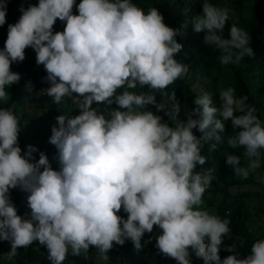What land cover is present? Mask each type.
<instances>
[{"label":"clouds","instance_id":"clouds-1","mask_svg":"<svg viewBox=\"0 0 264 264\" xmlns=\"http://www.w3.org/2000/svg\"><path fill=\"white\" fill-rule=\"evenodd\" d=\"M7 3L0 0V26L6 23ZM12 5L17 12L0 49V242L10 244L9 251H0V264H11L18 249L37 241L51 264H63L69 251L87 257L90 248L108 259L114 244L126 241L140 251L154 226L161 230L155 237L158 254L176 264H191L192 254L204 264H264V239L244 258H238L234 244L225 247L235 254L221 261L230 221L202 207L214 177L210 168L196 171L207 160L201 155L204 143L211 142L210 152L225 143L226 121L234 131L227 145L243 148L247 160L243 166L222 144L235 176L248 179L261 168L264 120L246 103L247 96L238 98L232 87L221 89L216 107L205 92L195 98L191 113L178 119L176 93L166 89L189 76V65L174 58L183 49L176 39L180 31L168 27L156 8L145 13L131 0H80L78 5L76 0H13ZM193 17L194 31L205 33V44L220 51L222 65L254 57L246 31L232 25L229 38L223 37L226 9L203 0ZM57 20L65 24L62 32L53 30ZM26 58L47 73L49 87L40 93L55 104L67 98L78 111L59 108L51 128L58 170L45 153L22 145L20 114L6 106L8 87L21 80L11 65ZM137 87L149 91H131ZM33 88L26 83L27 93ZM155 93L174 101L170 110L157 103ZM94 104L115 107L105 114ZM150 105L175 126L147 110ZM193 129L203 135L198 138ZM256 181L264 184V177L257 175ZM17 188L28 194L30 212L23 217L10 198Z\"/></svg>","mask_w":264,"mask_h":264},{"label":"trees","instance_id":"trees-1","mask_svg":"<svg viewBox=\"0 0 264 264\" xmlns=\"http://www.w3.org/2000/svg\"><path fill=\"white\" fill-rule=\"evenodd\" d=\"M13 0H8L7 3V15L6 23L0 26V49L4 47V43L7 39L8 25L11 24L12 18L17 12V8L12 5ZM221 2L223 6H226L232 13L239 12L245 8L246 0H209L210 3ZM252 8L249 14L241 15L237 21H234L233 16L228 14L229 19L226 22L223 30V37L229 38V32L232 25H236L240 29L246 31L250 36L249 46L253 48L254 57H245L238 65L229 64L227 66L222 65L219 62L220 51L215 48L214 45H206L204 42L205 33H197L193 28V21L191 19L198 11L202 10L203 0H131L132 3L143 9L145 13L151 8H156L160 14L163 13L164 23L170 25V22L175 21V28L179 29L180 35L176 37L177 42L183 45L181 53L174 58L178 61H182L189 65V73H191L192 80L187 81L184 79L176 80L170 85L166 91L169 95L175 91L176 100L181 105L184 103V111L189 115L192 109L195 107L193 101L199 96L200 91L194 89V84L197 83V88H201L203 93L207 92L211 94L213 105L219 107V93L217 92L212 81L216 78V73H224L227 70L232 71L234 74L235 82L239 89L238 98L241 96H247L246 103L256 108V115L262 122L264 120V0H251ZM80 0H76L78 5ZM76 12V7L73 8V14ZM78 14V13H77ZM169 19V20H168ZM65 24L57 20L54 26V32H62ZM31 54H36L33 49L30 48ZM26 58L23 63H13L11 70L18 73L21 76V80L18 84H14L10 89V101L6 104L7 107L14 110V112L21 117L22 131L20 132V139L22 145L26 146V136L24 131L31 130L35 133L44 134L45 136L51 131L52 126L56 125V115L58 109L65 107L62 112L71 113L69 103L55 104L52 102V98L41 94V90L49 87V84L44 82V78L47 73L43 66L35 68L32 62H27ZM31 82L34 86L31 94L25 91V85L27 82ZM124 89H119L118 92ZM169 98V96H168ZM158 101V98L156 97ZM171 104L174 103L169 98ZM159 102V101H158ZM164 104V103H163ZM165 105V104H164ZM2 105H0L1 107ZM115 105L107 106L104 104H94L93 108H97L101 113H105L106 110L114 108ZM165 111H168L165 106ZM76 115V114H75ZM74 115V116H75ZM160 116L164 122H168L171 126H175L173 120L170 117L165 116L164 112H160ZM225 132L222 134L225 137L224 145L227 155L238 156L243 148L233 149L226 143V139L234 135V131L231 127V122L226 121ZM264 125V122L262 123ZM55 148L53 145L48 144L44 149L39 152H43L47 155ZM39 156V155H38ZM262 165L259 169V176L264 177V150H261ZM222 167L218 171L221 179H225L226 174L232 169L226 163V158L221 157ZM52 166V161L49 160ZM247 164V162H246ZM245 164V166H246ZM247 189H251L247 193L258 192L264 194V184L257 183L256 179L248 178L245 181ZM225 200V199H224ZM223 200V201H224ZM202 207L211 210L212 214L218 215L222 219H228L230 221L228 236H232L239 251L244 257L250 254L252 245L259 240L258 236L253 234L246 225L248 217V209L242 202H236L233 204H225L223 201L217 203L215 200H208L207 192L203 195ZM229 210L228 213L226 211ZM118 215L123 216L125 219L127 215L121 211ZM161 234V230L154 226L151 234L145 233L141 240L142 249L137 251L131 241H126L123 246H118L115 249H111L113 254L110 260L106 264H126L128 260H131L134 264H137V260H141L147 263L151 260L152 264H176V261L171 258H166L162 254H158V249L155 247V237ZM150 243H146L149 241ZM10 250V244L0 245V251L2 249ZM224 244L220 246L219 256L221 261L224 258L231 255L230 252L224 250ZM95 248H90L87 257L83 254L80 256H73L71 251L63 262V264H100L94 258ZM136 252H142L136 255ZM16 260L11 264H51L48 260L47 249L44 246L36 245V248H29L27 250L20 248L16 255ZM191 264H204L202 259H198L194 254L191 256Z\"/></svg>","mask_w":264,"mask_h":264},{"label":"rangeland","instance_id":"rangeland-1","mask_svg":"<svg viewBox=\"0 0 264 264\" xmlns=\"http://www.w3.org/2000/svg\"><path fill=\"white\" fill-rule=\"evenodd\" d=\"M216 7H219L221 9H226L227 13L233 16L234 21H237L241 15H247L250 12V9L252 8V1L246 0L245 2V8L239 12H235L233 15L231 11L221 4V2H215L213 4ZM76 11L74 14H77ZM162 16L163 13L161 12ZM194 17L192 16L191 19ZM169 20V19H168ZM56 25V24H55ZM54 25V26H55ZM170 28H175V21L173 20L172 23L170 22V25H167ZM189 73L188 77H185L184 80L190 81L192 80V77ZM214 84L217 92L221 89H227L228 87H232L235 89V94L238 97L239 89L237 87V84L235 82L234 74L232 71L227 70L224 73H216V78L212 81ZM197 83L194 84V89H198L200 91L199 95L203 93V90L201 88H197ZM135 91L137 93H146L149 91L148 88H140L137 87V89L131 90ZM156 97L158 98L157 103H164L168 110L171 109V102L168 98V96L161 95L160 93H155ZM62 103H69L72 109H75V106L71 103V101L67 98L64 99ZM184 103L180 105V113L178 115V119L183 120L188 115L184 111ZM76 110V109H75ZM147 110L152 111L154 114L160 116V112L156 111V108L153 106H148ZM77 111V110H76ZM109 110L105 111V114H107ZM78 112V111H77ZM79 113H76L78 115ZM73 116V115H72ZM173 123L175 125L176 121L173 120ZM22 128V124H21ZM26 136V144L36 147L39 151L44 149L49 143V138L51 136V131L48 133L47 136L44 134L35 133L31 130H27L23 132ZM193 134L196 135L198 138L202 136L203 134L197 131L196 129H193ZM210 143L207 142L203 144V148L201 150V155L207 157L206 163L203 166H198L196 171H199L201 167L203 169H212V175L214 177L211 186L206 190L208 200H215L217 203L223 201L225 204H233L236 202H242L246 205L249 213L246 220V225L249 228V230L258 236L259 239H264V194H259L256 192L247 193L251 189H247L245 186V181L247 179H242L240 177L235 176L234 171L231 170L229 173L226 174L225 179H221V176L218 174V171L222 167V159L221 156L227 157V155L223 152L222 144H220L217 148V150L210 152ZM243 151H240L239 157L241 158V164L245 166L247 160L243 156ZM36 159H39L38 153L33 154ZM56 155V149L53 148L49 154L48 159L52 161V168L53 170H58V163L53 159V157ZM259 174V169L256 173L249 176L250 179H256V176ZM27 193L22 192L19 188L10 190V198L11 201L14 203L15 207L17 208V214L20 216H25L26 213H29L30 210L27 208ZM229 210L226 211L228 213ZM232 236H226L223 238L224 247L231 246L234 244L236 247V243L234 240L231 239ZM37 242H34L33 245L23 248L25 250L29 248H36ZM3 244H9L8 242H0V245ZM118 245L113 246L112 249H115ZM236 252L240 255L238 258H244L243 255L239 253V251L236 250ZM142 252H136L135 254L139 256V254ZM231 255H234L235 253L230 252ZM113 252L110 250L108 252V259H103L100 257L97 253V250L94 252V258L95 260L100 264H106L109 260ZM18 260L16 259V262ZM151 263V260H148ZM126 264H134L131 260H128ZM137 264H148L147 260L145 259V263H143L140 259L137 260Z\"/></svg>","mask_w":264,"mask_h":264}]
</instances>
